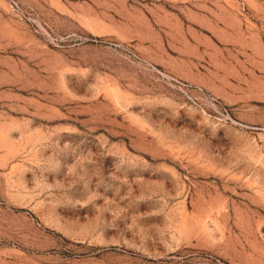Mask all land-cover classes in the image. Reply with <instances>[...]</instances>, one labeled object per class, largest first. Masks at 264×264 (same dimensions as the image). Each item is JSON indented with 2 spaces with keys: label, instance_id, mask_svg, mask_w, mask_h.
<instances>
[{
  "label": "rangeland",
  "instance_id": "374dc122",
  "mask_svg": "<svg viewBox=\"0 0 264 264\" xmlns=\"http://www.w3.org/2000/svg\"><path fill=\"white\" fill-rule=\"evenodd\" d=\"M0 264H264V0H0Z\"/></svg>",
  "mask_w": 264,
  "mask_h": 264
}]
</instances>
